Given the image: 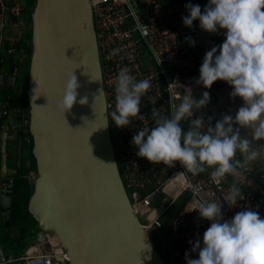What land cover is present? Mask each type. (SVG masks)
<instances>
[{
  "label": "water",
  "instance_id": "water-1",
  "mask_svg": "<svg viewBox=\"0 0 264 264\" xmlns=\"http://www.w3.org/2000/svg\"><path fill=\"white\" fill-rule=\"evenodd\" d=\"M31 26L28 108L18 115L28 121L37 171L27 206L37 222L31 243L48 232L57 235L69 264H166L132 209L116 161L90 1L35 0ZM14 64L8 55L9 74L1 76L0 91L14 87ZM72 72L77 100L86 96L87 102L64 111L58 104ZM5 99L0 98V244L11 227L15 177L27 159L22 132L13 141L2 127L9 113ZM251 174L262 180L258 172ZM10 259L0 245V264H22Z\"/></svg>",
  "mask_w": 264,
  "mask_h": 264
},
{
  "label": "built area",
  "instance_id": "built-area-1",
  "mask_svg": "<svg viewBox=\"0 0 264 264\" xmlns=\"http://www.w3.org/2000/svg\"><path fill=\"white\" fill-rule=\"evenodd\" d=\"M89 1L111 140L132 209L148 235H155L152 241L166 264H186V251L189 259L198 258V250L192 252L189 241L201 239L202 243V234L210 224V221L199 217L196 210L201 198L222 205L225 219L245 208L255 210L264 217V178L257 179L245 168L216 181L210 178L211 168L209 172L194 177L187 172L180 176L177 173L184 169L179 161H175L172 167L164 164L159 171L157 163L137 156L138 149L130 142L135 132L143 127L153 126V108L162 115H170L173 106L178 105L185 94L191 92L198 99L203 91L228 85L217 80L210 88L205 89L195 82L198 78L193 73L196 57L185 40L188 31L182 22V16L188 14L184 7L186 3L198 4L202 9L203 1ZM31 8L24 0H12L10 5L7 0H0V78L8 55H13L15 63L17 59L20 65L16 67L14 64V76L25 65V56L20 52L19 44L31 29L28 15ZM124 67L137 80L148 79L151 86L141 97L140 114H143V119L131 118L128 126L117 127L111 121L110 113L115 105L116 76ZM18 91L21 95L19 87ZM198 115H202L204 121L208 122L205 107L197 109L192 118ZM190 121L191 118L182 121V126L188 127ZM2 127L11 132L13 141L17 133L22 132L25 149H31L32 137L26 118L17 119L13 110H9ZM10 151L15 153L14 146ZM36 177V169H32L25 178L29 183H34ZM185 179L190 180L192 186L198 189L196 193L187 189ZM233 183L241 189V196L237 198L235 205L229 206L224 197L229 195L230 185ZM183 196H186L183 205L165 222L172 205ZM159 198H164V201L158 202ZM52 234L46 233L40 242L27 246L24 252L10 261L19 260L22 264H69L68 254L61 241Z\"/></svg>",
  "mask_w": 264,
  "mask_h": 264
},
{
  "label": "clouds",
  "instance_id": "clouds-1",
  "mask_svg": "<svg viewBox=\"0 0 264 264\" xmlns=\"http://www.w3.org/2000/svg\"><path fill=\"white\" fill-rule=\"evenodd\" d=\"M184 7L188 13L182 16L185 26L198 20L200 29L210 33L223 30L224 36L220 44L213 43L204 53L195 82L208 89L222 80L231 86L230 98L239 97L242 104L234 115L222 114L213 126L212 117L207 123L202 115L192 118L209 102V92L203 91L198 99L189 92L170 115L153 108V126L135 132L130 142L137 147V156L154 164L172 167L179 161L184 171L177 175L187 172L194 177L211 168L210 178L216 181L264 160V142L258 143L264 141V0H207L203 11L198 4L186 3ZM185 40L189 46L196 43L190 36ZM150 86L148 79L137 80L126 67L119 70L110 113L117 127L128 126L131 118L143 119L141 97ZM78 88L72 72L58 104L64 111L74 103L87 102L86 96L77 100ZM188 118L191 121L185 128L182 121ZM185 184L193 193L198 191L190 180L185 179ZM240 196L241 189L233 183L224 201L233 206ZM196 210L210 224L202 234V243L201 239L189 241L191 251L198 250V258L189 259L186 251V264H264V217L257 211L245 208L225 219L222 205L203 198Z\"/></svg>",
  "mask_w": 264,
  "mask_h": 264
},
{
  "label": "crops",
  "instance_id": "crops-1",
  "mask_svg": "<svg viewBox=\"0 0 264 264\" xmlns=\"http://www.w3.org/2000/svg\"><path fill=\"white\" fill-rule=\"evenodd\" d=\"M165 3H176L180 0H162ZM202 9L201 11H203V7L204 5L207 3V0H202ZM199 21L198 20H194L193 21V25L191 27L185 26L186 30L188 31L187 33V37H192L196 43L194 46H189V43L187 41L189 50L194 54V56L196 57V65L193 69V73L199 76V66L202 63V58L204 56V53L210 49V47L212 46L213 43L215 44H220L222 42V40L224 39L223 36V30H218V33H210L207 31H204L202 29L199 28ZM19 50L20 52L23 53V55L25 56V61L27 60V58L29 57L27 55V53L25 52V44L24 42L20 43L19 46ZM20 54V53H19ZM22 55V54H20ZM209 92V96H210V100L209 102L204 106L206 109V115L207 117H212L211 120V124L214 126V123L216 120L221 118L222 114H228L229 112L231 114H235V111L238 109V107L242 104V100L239 97H235V98H230L229 93L231 92V86L230 85H224V86H220L218 88H214L211 90H208ZM187 128V127H185ZM245 130L241 129V132L243 133ZM264 141H258V143H261ZM255 146V145H254ZM32 149V147H31ZM31 149H28V151H30ZM26 160L23 162V173L17 177H15V183H14V187H13V202H12V222H11V227L5 229V240L3 242H1V246L3 249H5L6 247H9L7 250V254H9L11 256V258H16L17 254H18V250L21 247V244L19 245H15V241L17 240L16 238L19 236H30L32 235V239L34 240L35 238V234L37 232V225L35 223H33V220L30 216H28V218H26L25 221H20L19 217L15 216L13 217V211L15 210V213L17 212L18 209V204H17V200L15 199L16 195H15V189L16 188H26L24 186L25 183V177L29 172H25V169H29L32 170V161H31V156L26 155ZM237 159H241V157L239 156V154H237ZM12 161V159L10 160ZM158 164V169L160 171V168L164 166L163 163H157ZM32 166V167H31ZM246 168H248L251 172H258L259 175H261L262 178H264V160H257L254 161L252 163H250ZM36 169V168H35ZM29 170V171H30ZM209 168L200 174H204L209 172ZM14 171H15V165L14 168H9V173L10 176L9 177H13L14 176ZM24 181V182H23ZM29 181L27 180V185L33 186V183H29ZM31 188V187H30ZM29 192L32 190H28ZM30 192V194H31ZM18 195V194H17ZM164 201V198H159L158 202L160 201ZM0 216H3V214H1ZM13 218L15 219L13 221ZM32 242V241H31ZM32 243H27V246L31 245Z\"/></svg>",
  "mask_w": 264,
  "mask_h": 264
},
{
  "label": "trees",
  "instance_id": "trees-1",
  "mask_svg": "<svg viewBox=\"0 0 264 264\" xmlns=\"http://www.w3.org/2000/svg\"><path fill=\"white\" fill-rule=\"evenodd\" d=\"M29 8H31L32 7V10H33V8H34V5H35V0H30L29 1ZM28 15L30 16V21H31V11H29L28 12ZM30 31H31V33H26L24 36H25V38H27V40H25V38H23L22 39V43L24 42V44H25V52L27 53V55H29L30 56V53H31V34H32V26H31V29H30ZM20 42V43H21ZM19 46H20V44H19ZM30 154H31V150H30ZM32 156V155H31ZM32 158V166L34 165L35 166V168H36V162H35V159L33 158V156L31 157ZM31 166V167H32ZM31 168H29V170H30ZM29 170L27 169V171H25V172H29ZM26 181H25V183L26 184H24V186L25 187H27L26 188V190H25V188L23 189V188H16L15 189V195H16V197H15V199L18 201L17 202V204H18V209H17V212L15 213V210L13 211V217H15V216H17V217H19V220L20 221H25L26 220V218H28V216H30L31 218H32V216L30 215V213L28 212V208H27V206H28V200H29V197H30V192L28 191L29 189L30 190H33V188H30V187H32V186H30V185H27V179H25ZM24 182V181H23ZM29 184V183H28ZM18 194V195H17ZM179 210V209H178ZM178 210H176L174 213H176ZM173 213V214H174ZM15 219L13 218V221H14ZM32 220H33V223H36V225H37V222L32 218ZM22 237H24V236H19V237H17L16 239V241H21L20 239L22 238ZM150 237H151V239H153L154 240V238H155V235L154 234H150ZM26 247H27V244H21V247H20V249L18 250V255L17 256H19L22 252H24L25 251V249H26Z\"/></svg>",
  "mask_w": 264,
  "mask_h": 264
},
{
  "label": "rangeland",
  "instance_id": "rangeland-1",
  "mask_svg": "<svg viewBox=\"0 0 264 264\" xmlns=\"http://www.w3.org/2000/svg\"><path fill=\"white\" fill-rule=\"evenodd\" d=\"M25 2H28V5L30 4L29 1L30 0H24ZM31 12H32V8H31ZM28 33H31V31H29ZM25 38V36H24ZM25 40H27V38H25ZM29 56V55H28ZM30 65V56L27 58L26 62H25V65H24V68L22 67L21 70L23 69V71H19V74H18V78H17V83H16V86L18 85V87L21 89L22 93H21V98H24V99H27V83H28V77H29V66ZM5 66L7 67V62L5 64ZM20 66L19 63H18V60L16 59V67ZM2 96V91H0V97ZM23 103H26V101H23ZM24 155H31L30 154V151H28V149L26 148V150L24 151ZM12 159V161H10ZM32 161V159H31ZM15 162H16V159L13 157H11L9 160H8V165H9V168H14V165H15ZM32 169H35V166L33 165ZM29 170V169H28ZM24 171H27V169H25ZM37 172V171H36ZM23 173V172H22ZM21 173V174H22ZM19 174V175H21ZM33 188V186L31 187ZM33 191V190H32ZM32 194V192H31ZM30 194V195H31ZM186 199V196H183L182 198H180L177 202H175L171 209L168 211L167 213V216L165 217V222H167L169 220V218L173 215V213L178 210L184 203ZM163 201V200H162ZM36 224V223H35ZM21 241H15V245H19V244H27V243H31V241L33 240L32 239V235L30 236H27L25 235L24 237H22L20 239ZM9 247H6L5 248V251L7 252V250H10L8 249ZM8 253V252H7ZM18 255V254H17Z\"/></svg>",
  "mask_w": 264,
  "mask_h": 264
},
{
  "label": "flooded vegetation",
  "instance_id": "flooded-vegetation-1",
  "mask_svg": "<svg viewBox=\"0 0 264 264\" xmlns=\"http://www.w3.org/2000/svg\"><path fill=\"white\" fill-rule=\"evenodd\" d=\"M24 62H26V61L24 60ZM15 65H16V63H15ZM15 65H14V67H15ZM22 71H23V69H22ZM3 72H4L3 74H9L6 66H5ZM17 78H18V75L15 76V86L11 90L2 91L1 97L6 98L4 100V104H6V106L9 110H13L15 117H17V119H18L20 117V116H18L19 112L24 110V109H27L28 103L27 102L23 103V101H26V99L21 98V95L19 93L20 91H18V86H16ZM23 150H26L25 146H24V142H23Z\"/></svg>",
  "mask_w": 264,
  "mask_h": 264
},
{
  "label": "bare ground",
  "instance_id": "bare-ground-1",
  "mask_svg": "<svg viewBox=\"0 0 264 264\" xmlns=\"http://www.w3.org/2000/svg\"><path fill=\"white\" fill-rule=\"evenodd\" d=\"M53 236H55V238L57 239V240H60L59 238H58V236L57 235H55V234H52Z\"/></svg>",
  "mask_w": 264,
  "mask_h": 264
}]
</instances>
